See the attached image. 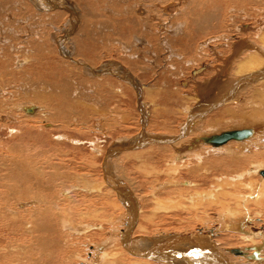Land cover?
<instances>
[{
	"label": "bare ground",
	"instance_id": "bare-ground-1",
	"mask_svg": "<svg viewBox=\"0 0 264 264\" xmlns=\"http://www.w3.org/2000/svg\"><path fill=\"white\" fill-rule=\"evenodd\" d=\"M210 1L212 0H197L195 2V6H193V4H189V2H185L184 5L186 8L184 9H189L190 11L188 10L189 13L182 12L181 15H177L178 12L176 11H178V8L175 9V5H170V3L166 5L163 10L161 9L164 11V14H166V17L168 16V18L172 19L181 18L183 20V22L180 24V28L178 26H174V32L178 30L176 33L180 36L177 42H182L181 45L177 43V46L176 42L173 44V50H176L178 53H180H176V55H182L181 57L185 58V61L188 63L199 62L205 56H207V58L210 60L209 64H207V68L201 66L199 68L196 67L197 69L193 72L195 78L201 75L202 72L205 73L206 71H208L210 77L200 81L196 80L194 82L193 90L195 92L194 94H196V97L194 96L195 98H192L199 100L196 102V105L191 110V112L186 114V118L184 117L185 120L183 124L180 125L179 134L173 137L164 136L163 139H166V142L170 143L176 142V140L179 142L181 138H184L185 143V137L202 128L204 117L207 114L217 113V110L224 107V109L219 110L218 114L223 113L221 114L222 116H230V121L231 119L233 121L238 120V122H236L237 124H243V122L245 123L248 121V123L250 122V127L222 131V128L218 129V121L211 119L213 121H206V124L204 125L208 129L209 133L196 135V137L193 139L190 137L191 140H189L190 142L192 141V143H189L186 139L188 145L185 146V144H182L183 147L185 146L184 148H178L177 146V150H175L176 148L174 149V145L171 146L172 144H175L172 143L170 146L175 150V154L173 155H175L174 157L176 161L182 162L184 155L187 153L186 156L192 155L194 160L198 161V164L192 165L190 168L188 167L189 169L185 170L188 173L187 176L191 177V181L172 182L167 180L166 183L163 182V184L160 186L163 188L164 184H168V187H173L170 189L173 191H176L180 184L182 187L184 186V188L189 187V189L186 188L188 189L186 192L178 193L188 206L184 207L182 204L183 202L181 204L173 202L174 205L172 207L165 204L157 205V207L160 208V211L161 209L165 212L174 211L175 214L180 211H186L187 214L198 215L197 212L200 210L201 215L204 216L205 214L207 215L206 212L208 209L214 208L215 210L217 207L215 205V201H217L220 204L217 207V213H215L218 216L216 219L220 223L219 229L216 227L217 230L223 234L225 232L235 234V238L242 240L246 243V245L240 248L235 246H225L223 240L218 239L219 237L217 238V236H215L216 231L211 228L199 230L195 233L176 232L175 234H170L169 232L166 234V232H159L154 236L150 235L151 237H130V234L133 232L132 230H135L136 217L138 214L137 212L141 211L138 210L139 207L136 201L137 198L135 197L133 190L127 187L126 183L119 179L118 176H115L116 174L114 175L115 172H113V166H107L105 163V185L113 190L114 195L116 193V199H118L120 204L127 211L121 218L126 220L123 222L122 228L118 230L113 228L114 230H112V233L118 234L119 247H121L122 250H127L126 252L129 255L136 256L141 259L142 262L139 263V260V264H150V261L152 260H155L154 262L156 263L158 261L160 264H264V233L254 232L249 228L247 231L243 230L244 227H248L249 223H253V219L251 220L249 217V215L252 213H248L250 206L255 207H253L254 209H251L255 210L258 218L259 216L263 218L264 213L262 212L264 211V189H259L260 186L264 187V177L261 175V177H259L260 179L253 178V176L255 177V174H257L255 171L264 170V167L262 166L264 165V160L262 159L264 157V152H260L262 151V148L257 152L256 148L250 149L248 148L249 146H247V143L249 145L251 140L262 136L261 133L264 129V23L260 24L262 27L260 26L259 30L255 32H249V26L247 24L237 25L238 33L236 32L237 34L235 37L238 36V38L234 43L229 45L231 47L229 48V46H226V43L229 44L228 39H231L227 38L229 36L226 37V34L224 36H220L212 32L207 34V31L216 30L217 28L220 30V27L223 28V23L226 22L225 24L229 25L231 20L233 21V17L227 14H220L222 12L221 7H217L215 10L216 13L213 12L214 9L211 11L209 8L211 5ZM214 1L217 2V0ZM233 1L242 4L249 3L245 0ZM19 2L26 6L28 9L27 13L32 12L31 15L34 16L40 15L41 23L46 22L50 26L46 28L40 25L38 31L41 34L37 33V31H33L35 26H38L34 25L35 19L33 21L31 16H27L29 15L27 13V15H14L15 12L19 11H15V6L21 4ZM118 2H127L129 4L126 5V7L121 8ZM130 4L131 3L128 2V0H0V68L3 69V72H1L0 76L9 77L11 78L10 80H13L11 82H14V85L12 84L13 86L9 87L14 92L9 93V91L7 92L4 89L5 87L0 88V131L5 130L7 134L12 137V139L15 138L18 141L16 145L11 146H7L3 144V142H0V145L5 146L3 149L4 152H7V155L4 157L0 156V163L3 166L4 171L3 174H0V231L5 233L8 232L11 237L21 241L24 240V235L28 236L30 234L32 237V234H38L39 242H37L39 249L43 250L46 254V261L56 260L55 264H57V260L58 263L59 261L61 262L59 264H66L65 256L68 252L64 247V244L66 243L64 239L66 236L62 233L65 224L63 220L65 219H63V217L61 218L59 215L60 213L65 212L62 211L63 203L64 201H68L67 199L63 201V196L61 194L62 190H58L59 188H62L64 184V179L66 178V167L63 166L61 161L55 162L57 156L55 157V153L52 154V152L49 154L50 150L47 152V149L46 153H44L48 156L47 159H45L46 157L44 159L41 158V160L39 159V156L43 154V151L37 150L39 143L37 144V140L35 141L34 132L37 131V128L44 130L45 125H50L47 124V119L52 120L51 118H55L61 120L62 122L64 120L66 121V119H68L67 117L74 113L72 111L77 109L76 102L72 99L75 90L72 89V86L69 83L68 78L70 72L69 69H65L67 65L65 64L66 66H64V62L69 63L70 61L73 63V66L74 64L78 65L79 69L84 71L83 73H85L86 76L100 77L109 74L112 76L114 75L115 77L126 79L131 84H133L138 94L142 93L143 97L146 96L143 89L144 85L139 83L138 80L134 78L133 74L130 72L131 70L119 62H114L109 58L105 60L102 54H97L98 52H101V50H106L105 46L108 45L110 47L111 41L109 40L110 42L107 44V41L95 38L97 37L95 36L96 28L102 30L101 33H103L109 30L112 31V27H114V30H119L118 27L121 26L122 29V25L126 24L127 27L130 26V29L133 32L137 31L138 33V30L134 29V27L136 24L141 27L139 22L142 20H144V22L142 23L143 27H141V30L144 27L146 30H149L151 27L156 28L157 26H165V21L159 22L158 17H151V19L156 18L155 20H158V22L154 25L150 24L151 19L148 21V17L150 15L146 17V13H143V9L146 7L143 8L144 4H142L141 1H138L132 5ZM261 5H263V3H261ZM142 13L143 15H146V18L139 17V15ZM95 15H102L101 17L107 15H121V21H119L120 24H115L111 27H105L107 23L105 20L102 22L98 20L93 21V19H95ZM104 18L107 19L106 17ZM222 18L223 21L221 20ZM154 19H152V21H154ZM58 21L60 25L54 27L53 25L55 23L58 24ZM188 24H190V27L192 28H186ZM21 25L23 27H21ZM28 27L30 29L29 32L25 30V28L27 29ZM195 32L201 35L194 36ZM137 33L129 34V42L124 43L120 41L122 44L121 50L127 51L132 45L135 47V45L138 44L137 42L141 41V39L138 37L140 34L137 36ZM146 35L147 34H145V36ZM245 35L249 36L253 41H246ZM209 36L211 37L209 38ZM146 37H149V34ZM189 38L191 41L195 42L200 40L198 44H195V46H197L196 48L194 47L195 50L192 48L194 51H190L191 49L186 50L187 47L184 49L183 45L189 41ZM198 38L199 40H197ZM145 39H147L146 42L148 43V38L144 37V40ZM150 40L151 39H149V42H151ZM224 40L227 42L225 43ZM169 42V39H167L166 42L163 41V44L167 46ZM141 44L138 45L140 46L139 48H141ZM48 45H50L53 50L55 49L56 51L54 52H58L57 55L59 54V56H61V58L64 60L58 57L61 62L57 60L53 61V50H50L51 48H44L45 46L48 47ZM170 46L172 45H169L168 48H170ZM202 50H204V52H202ZM42 51H46V53H42ZM166 51L169 52V50ZM18 54L22 55V57L20 58L16 56ZM93 54H97L98 56ZM190 55H192L191 58ZM14 56L15 59L13 58ZM96 62L100 64L97 66ZM39 68H41L40 71ZM77 81H75L76 84ZM183 84H186V82H183ZM107 85L109 86V84ZM259 85L262 86L259 88ZM251 87H258L263 93L260 91L259 93H251L249 90ZM245 90H248V93ZM244 92H246V96L248 97H244L243 100L240 98V95L244 94ZM147 94L149 95L148 92ZM253 97H255L256 100H249ZM16 98H22L26 101H29L30 103H27V105L20 104ZM37 103L39 105H37ZM230 103H233L234 106L231 107ZM40 105L42 106V110L40 109ZM142 105L139 103L138 114L139 117L142 115V120L145 121V119L147 120V116L149 117V114L147 113L148 110L145 101L142 103ZM248 107L250 108L246 109ZM245 113L246 115H244ZM49 116H51L50 119L48 118ZM192 119H198V124H193ZM139 127L141 128L140 124ZM147 127L145 125L141 128L142 131H140V133H138V135L133 138V143L128 141V143H131V145L128 146V143L123 141L126 140V138H120L114 142L115 146L117 147L119 145L118 147H121L122 150H126L127 146V150H129L134 146V141L135 143L140 141L141 144L139 145L141 148L145 146L150 147V144L153 145L154 142L159 141V137L147 133ZM245 130L251 132L248 137L244 139H231L226 143L229 144L232 140H241V142L247 141V143L244 146L241 145L237 147L225 148L228 149L230 153H226L227 159L222 163L216 162L214 159H210L206 156L203 158L201 156H197V152L200 147L204 146H207L204 147V149L207 150L208 153L214 151H219V153H221V150L216 148L220 145L209 143L207 141L209 137L220 135L224 132H239ZM215 131H220V133L215 134ZM46 138H48V135H46ZM60 138L56 137L54 139L57 140ZM179 144H181V141L178 143V145ZM209 144L212 145L209 146ZM221 145L222 147L224 146L223 144ZM50 149L52 151L54 147ZM179 149L181 150L179 151ZM114 151L116 153V150ZM113 152L111 153L112 156ZM220 155H223V153ZM130 156H132V154ZM135 156L136 155H134V157ZM259 156L263 157L261 158L260 162L258 161L261 163V165L258 166L257 163V167L255 166L256 157L259 158ZM114 159H116V157ZM207 164H211V166H207ZM171 165H173L171 172H176L175 168H178L179 165L172 160ZM232 168V173L229 174L230 171L228 170ZM218 170L220 171L218 174H216ZM152 171H154V169ZM175 179L176 178L174 177V180ZM65 183L67 184L68 181ZM191 185L194 186L193 189H191ZM82 188L83 187H80L78 189ZM206 191H208V194ZM166 194L169 196L170 192L167 190ZM82 202L80 201V203ZM168 202L170 203V201ZM10 204L15 211V216H13V210L11 208L10 209L12 211H8V206H10ZM68 206L70 207L71 205L68 204ZM78 207L76 209H79ZM179 207H181V209H177ZM64 209L67 208H63V210ZM76 209H73V211L75 210L77 212ZM55 210L58 212H55ZM75 211L73 213H75ZM66 212H68V214L70 213L69 211ZM79 213L80 212H78V214ZM74 215L76 216L77 214L75 213ZM258 218H255L254 221L256 222V219L259 220ZM68 224L69 223H67V225ZM82 230L84 229L82 228ZM82 230L80 229V231ZM50 232L54 234L53 237ZM239 233L241 234L239 235ZM0 234L1 237L2 233ZM107 239H104V242L100 245H97V247H90L93 249L92 251L94 253L93 257L90 259V264H107V262L104 263V257L107 255L105 249L110 243V241ZM112 239L110 240L112 241ZM13 241L15 240L13 239ZM35 250L38 252L39 256L41 252L39 253V250H37L36 247ZM125 251L124 253H126ZM10 254H12V252ZM5 256L7 257L8 255L6 254ZM1 259L3 260L4 258L2 257ZM137 259L138 258H136V260ZM28 260L31 262L33 259ZM154 262L153 264H155Z\"/></svg>",
	"mask_w": 264,
	"mask_h": 264
},
{
	"label": "rangeland",
	"instance_id": "rangeland-1",
	"mask_svg": "<svg viewBox=\"0 0 264 264\" xmlns=\"http://www.w3.org/2000/svg\"><path fill=\"white\" fill-rule=\"evenodd\" d=\"M138 1L139 2L141 1L142 4H144L143 8L146 7L143 9V13H146V15H147V16L145 14L143 15V13H142L139 15L140 18H142V17L144 18L145 16L148 17V15H150L148 17L149 19L147 18L148 21H150L151 17H158L159 22L165 21V26H163V27L157 26L156 28L151 27L149 30H146V28L144 27L141 30V27H143L142 23L144 22V20H142L139 22L141 24V27L138 24H136V26L134 27V29L138 30V33H137V31L133 32L130 29V26L127 27L126 24L125 25L121 24L123 26L122 29H121V26L118 27L119 30H117V29L114 30V27H112L111 28L112 31L109 30V31H107V32L105 31L103 33H101L102 30H100L99 28H96L95 32L97 35L95 34V36H97V37H95V36L94 37L99 38V40L101 39L103 41H107V44L111 41L110 47L108 45L105 46L106 50H101V52H98L97 54L98 55L102 54V56L104 57L105 60H107L109 58L110 60H113L114 62H119L120 64H123L125 67H127L129 70H131L130 72L133 74L134 78L137 79L139 83H141L142 85L145 86V88L143 86V89H144L146 96L143 97L142 93L138 94L137 91L135 90L133 84H131L126 79L115 77L114 75L112 76L109 74L106 76L104 75V76H100V77H92V76H88V75L86 76V74L83 73L84 71L79 69L78 65L74 64V66H73V63L70 61H69V63L64 62L63 63L64 66L67 65V67H69V68L66 67L65 69H69V72H70L68 79H69L70 85L72 86V89L75 90L72 99L76 102L77 109H75V111H72L74 113L70 114V116L67 117L68 118V119H66L67 122L65 120L62 122L61 120H58L55 118H51L52 120L47 119V122H48L47 124H50V125H45L44 128L46 130L45 129L42 130L40 128H37V131L34 132L35 133L34 134L35 141L37 140V144L39 143L37 150L43 151L42 155H44V156H42V155L39 156V159L41 160V158L44 159L45 157H46L45 159H47L48 156L44 154V153H46V149H47V152H49V150H50L49 154L52 152V154L55 153L54 154L55 157L57 156L55 159V162L61 161L63 163V166L66 167L65 168V177L66 178L64 179V184H63L62 188L58 189L60 191L62 190L61 191L62 193L61 192L60 193L63 196V201L66 199L68 201V202L64 201V203L63 202L62 203H63V208H67V209L69 208V209L63 210V208H62V211H65V212L69 211L70 212L69 213L70 215L68 214V212H66L67 215H69L68 216L69 218L66 217L67 215L65 212H62L59 214L61 216V218L63 217V219H65V220L62 219L65 223L64 224L65 230L64 229L63 230L61 229V230H62V233L66 236V238L64 239L66 242L64 244V247L66 248V251H68L67 255L65 256L66 264H90L91 263L90 259L94 255V253L92 251L93 249L90 247H92V246L97 247V245L102 244L104 242V239L106 240L107 238H108L107 240L110 241V243L108 242L109 243L108 247L105 249L107 255L104 257V263L107 262V264H139L142 262L139 257L129 255L126 252L127 250L125 251L123 249L126 252V253H124L122 248L119 247V242H118L119 237L117 236L118 234L112 233L113 232L112 230H114V229L118 230V229L122 228V224L126 220L121 219V218L123 217V215H125V213L127 211L125 208H123V206L120 204L118 199H116L117 198L116 193L114 195L113 190L110 189L107 185H105V182H104V176H105L104 175L105 174L104 165H105V163L107 166H110V167H111V165L113 166V168H114L113 172H115L114 175L116 174L115 176H118L119 179H121L124 183H126V186L129 187L131 190H133L134 195L137 198L136 201H137V204L139 207L138 210H141V211L137 212L138 214L136 217L137 219H136L135 230L134 229L132 230L133 232L130 234V237H135V236L151 237L152 235L154 236L155 234H157L159 232H166V234L169 232H170V234H175L176 232L195 233L196 231H199V230L211 228V229H214L216 231L215 236H217V238L219 237L218 239H222L225 246H235V247L240 248V247L246 245V243L243 242L242 240L235 238V234L226 233V232L223 234L217 230V228L219 229V227H220V223L216 219V218H218V216H217V214H215L218 211L217 207L220 205L217 201H215V205L217 206L215 208L216 212H215L214 208H210L206 212L207 215L205 214L204 216L201 215L200 210H198V212H197L198 215H190V214H187L186 211L185 212L180 211V212H177L175 214L174 211L165 212L162 209L160 211V208L157 207V205H161V204L169 205L172 207L174 205L173 202H175L177 204H181L183 202L182 204L184 207L188 206L187 203L185 201H183V199L180 197V195L178 193L186 192L189 189V187L184 188V186L182 187V185L180 184V186L177 188L176 191L170 190L173 187H171V186L168 187V184H164L163 188L160 187L161 184H163V182L166 183L167 180L172 181V182H177V181L178 182H181V181L182 182H184V181L189 182L192 180L191 177L187 176L188 173L185 170L189 169L190 166H192V165L198 164V161L194 160L192 155L186 156L187 153L184 155V159L182 162L176 161L175 157H174L175 155H173V154H175V150H177V146H178V148H184L185 146L188 145L187 140L189 143H192V141L190 142V140L193 139L194 137H196V135L209 133L208 129L204 125L206 124L205 123L206 121L208 122L211 119L218 121L217 122V126L219 127L218 129L222 128V131L228 130V129H236V128L241 129L242 127L247 128V127H250L249 126L250 122L248 123V121H247L245 123L243 122V124L242 123L237 124L236 122H238V120H234L235 121L234 122L231 119V121H230V116L229 117L222 116L221 114H223V113L218 114L219 110L224 109L225 108L224 107V108L217 110L216 111L217 113L207 114L204 117V120H203L204 122H203L202 128L197 130L196 132L190 134L189 136L185 137V141H186L185 143H184V138H181V140H179V142H177L178 140H176V142H170V143L166 142L167 141L166 139H163L164 136L165 137H167V136L173 137V136H176L179 134L180 125L183 124V122L185 120L184 117L186 116V114L188 112L189 113L191 112V110L196 105V102L199 100L198 98H197L198 100L194 99L196 97L195 96L196 94H194L195 92L193 90L194 82L196 80L200 81L202 79L210 77L208 74V71H206L205 73L202 72V74L197 76V78L194 77L193 72L197 68H199L200 66L207 68V66H208L207 64H209L210 60L207 58V56H205L199 62L188 63L185 61V58L181 57L182 55L178 56V54H180V53H178V51H176V50H173L174 49L173 44L176 42V46H177V43L179 45H181L182 42L181 43H180V41L177 42V40H179L180 36H179V34L176 33V32H178V30H176L174 32V30H175L174 26H176V27L178 26L180 28L181 27L180 24H181V22H183V20L181 18L180 19L179 18H175V19L168 18V16L167 17L165 16L166 14H164V11H162L164 9V7L170 3V5H175V9L178 8L177 9L178 11H176V12H178L177 15H181L182 12L189 13V11H190L189 9H186V10L184 9V8H186L184 3L189 2V4H193V6H195V2L197 0H194V1L193 0H128V2L131 3L130 5H132ZM245 1L249 2V3H247V4L246 3H244V4L236 3V1H233V0H217V2H215L214 0L210 1L211 5L209 6V8L211 9V11H213V9H214L213 12H215L217 7H221L222 12L220 14L230 15L231 17H233V21L231 20L229 25L225 24L226 22H224L223 28L220 27L221 28L220 30H219V28H217L216 29L217 31L216 30L207 31L208 32L207 34H210L211 32L215 33L216 35H220V36H224L226 34L225 35L226 37L229 36L227 38L232 39V40L228 39L229 44L226 43L227 41L225 42V40H224V42L226 43V46H229L232 43H234L238 38V36L235 37V35L238 33L237 32V30H238L237 25L247 24L249 26V32H255V31L259 30L260 26L262 27V25H260V24L264 23V1L263 0L262 1L261 0H259V1H257V0H255V1L245 0ZM12 2H14V1H12ZM19 3H21V2H19ZM118 3H119V6L121 8L126 7V5L129 4L127 2L126 3L118 2ZM261 3H263V5H261ZM150 7H152V8H150ZM15 8H16L15 11H17V10H19V11L15 12L14 15H27V14H29L27 16H31L33 21L35 19L34 25H38V26H35L33 31H37V33L41 34L38 31L40 25L42 27H46V28H48L50 26L46 22L41 23L40 15L34 16V15H31L32 12L27 13L28 9L26 8V6L24 4L21 3L18 6L16 5ZM173 11H174V9H173ZM101 16L95 15V19H93V21L98 20V21L102 22L103 20H105L107 22L105 27H109V26L111 27L112 25L120 24L119 21H121V18H120L121 15L120 16H118V15L104 16L107 19H105L104 17H101ZM152 19H154V18H152ZM152 19L150 21V24L154 25L155 23L158 22V20H155L156 18L154 19V21H152ZM221 20L223 21V18ZM57 23L58 24L55 23L53 26L56 27V26L60 25L59 21ZM230 25H232V26H230ZM21 27H23V26L21 25ZM170 27H171V29H170ZM188 27L192 28V27H190V24H188L186 26V28H188ZM25 30L29 32L30 29L28 27L27 29L25 28ZM171 30H173V31H171ZM250 30H252V31H250ZM232 31H234L235 33ZM53 32H54V30H53ZM147 32H149V33H147ZM136 33H137V36L139 34L141 35V36L140 35L138 36L141 39V41L137 42L138 44L136 43L137 45H135V47L132 45L130 47V49H128L127 51L121 50L122 44L120 43V41H122L124 43L129 42L130 41V39H128L129 34H136ZM145 34H147L146 36H148V34H149L150 38L146 37ZM196 35H201V34H197L195 32L194 36H196ZM143 36L145 38H148V43L146 42L147 39L144 40ZM105 37H107V38H105ZM210 37L211 36H209V38ZM245 37H246V39H245L246 41L252 40L249 36L245 35ZM196 38H194V39H196ZM142 39H143V42H142ZM149 39H151L150 40L151 42H149ZM167 39H169V41L171 42V43L170 42L168 43L169 45H172V46H170V48H168L169 47L168 44H167V46H165L163 44V41L166 42ZM197 40H199V38ZM199 41H197V42L191 41V39L189 38V41L183 45L184 49H186V47H187L186 50H190V49H191L190 51H192L193 49L195 50V48L197 47V46H195V44H198ZM141 43H143V44H141ZM139 44H141V48H139L140 47V46H138ZM144 44L145 45L147 44V45L145 46ZM158 47H159V49H158ZM44 48L50 49L51 46L48 45V47L45 46ZM229 48H231V47L229 46ZM50 50H53V49L51 48ZM166 50H169V52H167ZM54 51H56V50L55 49L53 50L52 60L53 61L57 60V61L61 62V60H59V58H61V56H59V54L57 55L58 52L56 53ZM44 52L46 53V51H42V53H44ZM121 52H122V54H121ZM202 52H204V50H202ZM176 53H178V54L176 55ZM97 54H93V55L98 56ZM175 55L177 58L175 57ZM16 56H18L20 58L22 57V55H19V54ZM145 56H146V59H145ZM191 57H192V55H190V58ZM13 58L15 59V56ZM166 58H168V59H166ZM173 58H174V60H173ZM61 59L64 60L63 58H61ZM124 59H126V60H124ZM192 60H194V59H192ZM11 62H12V60H11ZM99 64L97 63L96 65L98 66ZM129 65H131V66H129ZM130 67H131V69H130ZM9 69H10V66H9ZM13 70H15V69H13ZM40 70H41V68H39V71ZM37 71H38V68H37ZM1 72H3V69L0 68V74H1ZM231 73H230V75H231ZM4 77L5 76H0V84H1L0 88L5 87L4 89L7 92L8 91H9V93L14 92V91H12V89L9 88L10 86L14 85L13 84L14 82L13 83L11 82L13 80H10L11 78H9V77H5V78ZM1 79H3V80H1ZM77 80L80 82H78ZM75 81H77V84ZM8 82H11V83H8ZM183 82H186V84H183ZM100 84H101V86H100ZM107 84H109V86ZM261 86L262 85H259L258 87L260 88ZM258 87H256V88L251 87V89H249V90L251 93H253V92L259 93V91L261 93H263L262 90L259 89ZM245 91L248 93V90H245ZM147 92L149 93V95L147 94ZM246 92H244V94L240 95L241 99L244 100V97H248V96H246ZM136 94H138V95H136ZM192 97H194V98H192ZM23 100L24 99H22V98L17 99L18 103L23 104V105H27V103L28 104L30 103L29 101H26V100H24V102H23ZM249 100L254 101V100H256V98L253 97L252 99H249ZM25 101H26V103H25ZM144 101L147 104L146 105L147 110H148L147 113L149 114V117L147 116V120L145 119V121L142 120V115H141V117H139V114H138L139 113V110H138L139 109V107H138L139 103H141V105H142V103H144ZM37 105H39V104L37 103ZM230 106L233 107L234 104L230 103ZM40 107H41L40 109L42 110L41 105H40ZM249 108L250 107H248L246 109H249ZM244 115H246V113ZM50 117L51 116H49L48 118L50 119ZM98 119H100V120H98ZM196 120H193V124H198L199 120L198 119H196ZM213 120H211V121H213ZM233 123H234V125H233ZM235 123H236V125H235ZM246 123H247V125H246ZM139 124H140L141 128L145 125H146V127L148 126L146 128V132L150 133L153 136L159 137V141L154 142L155 145L150 144V147L145 146V147L141 148L139 145V144H141V142L137 141L135 143V141H134V146L132 147V149L130 148L129 150H127L128 149L127 146H126V150H122L121 147H118L119 146L118 144H116V145H118L117 147L115 146L114 142H116L120 138H126V140H123L125 143H128V141L133 143V138H135L138 135V133H140V131H142L141 128L139 127ZM62 125H64V126H62ZM51 127H53V128H51ZM197 132H198V134H197ZM43 133H45V134H43ZM214 133L218 134V133H220V131H217V132L215 131ZM261 134L263 137L260 136L256 139H253V140L250 139L251 143H249V145H248L247 141L241 142V140H239V141L238 140H232V141H230V143L228 142L229 144H227V143L223 144L224 145L223 147H222V145H220L221 147L217 146L216 148L221 150L220 151L221 153H219V151H216V152L214 151V152L208 153V151L204 149V147H207V146L200 147V149L197 152V156H201L202 158L204 156H206V157H209L210 159L211 158L214 159L216 162L222 163L224 160L227 159L226 153H228V154L230 153V151L228 149H225V148L237 147V146H241V145L244 146L246 143H247V146H249L248 148H250V149L256 148L257 152L260 151V149L262 148L261 149L262 151H260V152L263 153L264 152V129H263ZM46 135H48V138H46ZM193 135H195V136H193ZM0 136H1L0 142H3V144H5L7 146L16 145L18 143V141L15 138L12 139V137H10L5 130L0 131ZM49 137H50V139H49ZM56 137H58V138L61 137L60 138L61 140L60 139H57V140L54 139ZM190 137H191V139H190ZM76 141H77V143H76ZM180 141H181V144H179L180 145V147H179L178 143H180ZM182 141H183V143H182ZM5 142H7V143H5ZM131 143H128L127 145L129 146V145H131ZM172 143H175V144H172ZM256 143H257V145H256ZM182 144L183 145L185 144V146L183 147ZM137 145H138V147H137ZM170 145L171 146L174 145V149L175 148L176 149L174 150L173 147H171ZM211 145L209 144V146H211ZM4 147L5 146L0 145V156H2V157L7 155V152H4V150H3ZM53 147L55 149V150L53 149L55 152L53 150L51 151V149H50ZM243 148H245V147H243ZM114 150H116V153ZM118 150H119V152H118ZM180 150L181 149H179V151ZM224 150H226V151H224ZM112 152H113V156L111 155ZM222 153H223V155H220ZM131 154L133 157L130 156ZM58 155H60V156H58ZM108 155H110V156H108ZM134 155H136V156L134 157ZM176 155H177V153H176ZM115 157L117 160L114 159ZM262 157L259 156L260 159L258 157H256V165L255 166H257V163H258V166L261 165V163H259V162H260ZM181 158H183V157H181ZM262 159L264 160V157ZM63 160H64V162H63ZM171 160L175 161V163L179 165L178 168L177 167L175 168L176 172L175 171L171 172L172 171L171 168L174 165V164L171 165ZM250 162H252V161H250ZM181 166H183V167H181ZM207 166H211V164H207ZM262 166L264 167V165H262ZM151 169L152 170L154 169V171H152ZM232 170H233V168L228 170V171H230L229 174L232 173ZM219 171L220 170H218L216 172V174H218ZM261 171H264V170L255 171V172H257V174H255V177L253 176V178L257 179V178L261 177V174H260ZM154 172H156V173H154ZM3 173H4L3 166L0 163V174H3ZM170 173H173V174H170ZM174 177L176 178L175 180H174ZM67 181H68V183L66 184L65 182H67ZM84 185H86V186H84ZM185 185H186V183H185ZM80 187H83V188L78 189ZM190 187H191V189H193L194 186L191 185ZM186 188H188V189H186ZM205 189H202V190H205ZM259 189H264V187L260 186ZM167 190H168V192H170L169 196L166 194ZM206 193L208 194V191H206ZM64 197H66V198H64ZM80 201L81 202L83 201L84 203L83 202L80 203ZM168 201H170L171 204ZM67 203L71 206L69 207ZM75 203H77V204H75ZM64 204H66V205H64ZM66 206H68V207H66ZM76 206L77 207L80 206V207H78L79 209H76L77 208ZM8 207H9L8 211L13 210L12 214H13V216H15L14 215L15 211H14L12 205L10 204V206H8ZM253 207L254 206L249 207L248 213L249 214L252 213L249 215V217L251 218V220L253 219L254 224L249 223L248 227H244L243 230L247 231L249 228V229L253 230L254 232L264 233V219H263L264 213H263V218H261L260 216L258 218V215L255 213V210H253L255 207L254 208ZM251 208H253V209H251ZM73 209L77 210V212L74 210L75 213L77 214L76 216L74 215L75 213H73L74 212ZM177 209H181V207H179ZM90 210H91V212H90ZM55 212H58V211L55 210ZM78 212H80V213L78 214ZM262 212H264V211H262ZM145 215H147V216H145ZM172 215H175V216H172ZM255 218H258L259 220L256 219V222H255L254 221ZM69 219H70V221H69ZM67 223H69V224L67 225ZM78 228H80L81 230L83 228L84 230L80 231V229H78ZM0 233H2V236L0 237V248L2 249V250L0 249V257L4 258L3 259L4 261L0 258L2 260V261L0 260V264H27V263L28 264H39L40 262H41L40 264H45V263L46 264H55L56 263V260H54V261L53 260H47L46 261V254L44 253L43 250H40L38 247V242H39L38 234H36V233L32 234L33 238L31 237L30 234L28 236L24 235L23 236L24 240L21 241V240H17L14 237H11V235H9L8 232L5 233V232L0 231ZM50 234H52V237H53L54 234L51 232H50ZM240 234L241 233H239V235ZM25 236L27 238L28 237L29 238L27 239ZM8 237H10L12 239V241ZM1 238H2V240H1ZM13 239L16 242L13 241ZM110 239H112V241ZM27 240H28V242H27ZM20 241H21V243H20ZM23 241H25V242L22 243ZM8 242H9V244H8ZM6 245H7V247H6ZM1 246H4V247H1ZM35 247L37 248V250H39V253L41 252V254H39V256H38V252L35 250ZM7 248H9V249H7ZM11 252H12V254H10ZM6 254L8 255L7 257L5 256ZM27 254H28V256H27ZM36 255L40 258H38ZM40 255H42V256H40ZM35 256H36V258L34 259ZM136 258H138V259L136 260ZM28 259H31V260L33 259V260L31 262H29L30 260H28ZM139 260H140V262H139ZM51 261H52V263H51ZM154 261L155 260L150 261V264H153ZM59 263H61V262L59 261ZM59 263L57 260V264H59ZM154 263L160 264L158 261H157V263L156 262H154Z\"/></svg>",
	"mask_w": 264,
	"mask_h": 264
},
{
	"label": "water",
	"instance_id": "water-1",
	"mask_svg": "<svg viewBox=\"0 0 264 264\" xmlns=\"http://www.w3.org/2000/svg\"><path fill=\"white\" fill-rule=\"evenodd\" d=\"M251 134L250 131H230V132H224L220 135L212 136L207 139L209 143L215 144V145H221L226 143L227 141L231 139H244L248 137ZM141 137V136H140ZM139 137V138H140ZM261 175L264 177V171H261Z\"/></svg>",
	"mask_w": 264,
	"mask_h": 264
}]
</instances>
